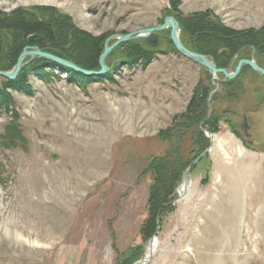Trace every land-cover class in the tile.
Returning a JSON list of instances; mask_svg holds the SVG:
<instances>
[{"label":"rangeland","instance_id":"374dc122","mask_svg":"<svg viewBox=\"0 0 264 264\" xmlns=\"http://www.w3.org/2000/svg\"><path fill=\"white\" fill-rule=\"evenodd\" d=\"M38 7L69 15L93 36L113 37L109 46L174 16L170 0H0L5 13ZM208 10L234 30L264 27V0H182L180 7L184 16ZM163 32L171 38V29ZM122 45L107 58V79L77 83L55 68L47 80L29 75L31 95L11 92L24 140L8 141L15 120L3 109L0 264H123L142 252L134 264L149 261L153 238L146 241L141 227L151 164L167 156L171 144L161 132L186 110L200 83L218 92L211 109L231 113H220L208 153L192 168L187 197L180 187L174 211L160 219L148 264H264L261 78L247 76L240 102L229 103L215 86L222 78L207 70L208 80L206 69L173 43L164 42L146 66L123 60ZM252 59L235 61L232 71Z\"/></svg>","mask_w":264,"mask_h":264},{"label":"trees","instance_id":"16d2710c","mask_svg":"<svg viewBox=\"0 0 264 264\" xmlns=\"http://www.w3.org/2000/svg\"><path fill=\"white\" fill-rule=\"evenodd\" d=\"M181 5L182 0H170V10L183 26L181 41L188 49L206 55L219 68H228L235 60L250 58L252 55L258 65L264 68V27L234 30L225 26L221 19L209 10L184 16L180 12ZM165 35V32H160L141 41L128 42L122 45L118 52L122 54L123 60L129 63L142 61L146 66L154 59L155 54L159 53L164 42L172 46L171 38L167 35L164 39ZM105 43L106 36L96 37L79 29L69 15L53 8H18L10 13L0 11V71L12 70L27 47H38L42 51L70 60L86 70L99 71V59ZM55 68H59L77 83L107 79L106 76L87 78L82 74L56 67L45 59H36L29 63L14 81L2 78L0 112L5 108L9 109L15 120L7 127L6 135L12 145L22 142L24 137L18 127V115L11 111L14 110L11 92L31 95L33 90L29 84V75L34 73L47 80L49 70ZM205 71L208 80H211V75ZM249 75L260 77L264 83L263 77L250 67H244L241 74L232 80H224L223 75H219L222 78L219 86L229 103L240 102L244 94V80ZM217 93L200 83L186 110L173 119L169 129L161 132V137L170 141L171 149L167 156L155 158L151 164L152 185L147 200L148 215L141 227L142 236L146 241L155 236L160 219L174 211L178 190L189 166L200 156L206 155L210 148L211 143L205 131L217 133L219 124L223 121L220 113H231V110L227 109L222 112L213 107L211 109L218 101ZM257 93L262 100L261 104L264 105V96L260 95V91ZM142 256L143 252L123 264H134Z\"/></svg>","mask_w":264,"mask_h":264},{"label":"water","instance_id":"95a60500","mask_svg":"<svg viewBox=\"0 0 264 264\" xmlns=\"http://www.w3.org/2000/svg\"><path fill=\"white\" fill-rule=\"evenodd\" d=\"M167 29H171V41L173 45L175 46L176 50L185 58L191 60L192 62L198 64L200 67L205 68L210 72V74L214 77V79L219 76V75H224L228 79H235L237 78L240 74L241 71L244 67H250L254 71L258 72L263 78H264V68L258 65V63L255 60H241L238 62V65L234 71H232V65L235 63V61L231 64L229 68H219L209 57L203 54H199L196 52L191 51L188 49L181 41V32L183 30V26L181 23L177 20L176 17L174 16H169L164 20V23L153 28H146L139 30L134 33H129L125 35H120L114 44L109 46V42L113 39V37L109 38L106 41L105 48L103 53L100 56L99 59V65H100V70L95 71V70H86L84 68H81L74 62L61 58L59 56H56L52 53L42 51L38 47H27L25 50L22 52L20 55L16 65L13 67L12 70L10 71H0V77L6 78L8 80L14 81L18 78L19 74L21 71L32 61L36 59H45L52 64H54L56 67H62L66 70H70L74 73L82 74L87 78L90 77H104L107 76L110 73V68L107 65L106 61L108 56L112 53V51L119 47L120 45L127 43L129 41H137L143 38H149L155 33L158 32H163ZM215 86L218 87L219 84L215 82ZM249 123L247 120V116L244 117V121L242 124V129L244 133L249 136ZM207 137L210 139V143H213V135L209 132H206ZM203 158L201 156L198 158L195 162H193L189 168L186 171L185 175V182L188 180H191V171L193 166ZM158 228L156 231V235L160 231V223L158 222ZM151 257L149 258L150 261ZM142 262L140 261L137 264H148V262Z\"/></svg>","mask_w":264,"mask_h":264},{"label":"bare ground","instance_id":"6f19581e","mask_svg":"<svg viewBox=\"0 0 264 264\" xmlns=\"http://www.w3.org/2000/svg\"><path fill=\"white\" fill-rule=\"evenodd\" d=\"M191 186H192V180H188L187 182H183V184L181 185L180 188V195L183 197V199H185L187 197V195L189 194L190 190H191ZM156 238L153 239V244H150V246L148 247V252L146 255V258L151 257L152 254H154L156 247H157V243L155 242Z\"/></svg>","mask_w":264,"mask_h":264}]
</instances>
